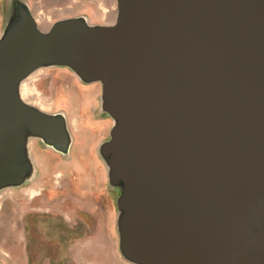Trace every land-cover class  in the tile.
<instances>
[{"label": "water", "instance_id": "water-1", "mask_svg": "<svg viewBox=\"0 0 264 264\" xmlns=\"http://www.w3.org/2000/svg\"><path fill=\"white\" fill-rule=\"evenodd\" d=\"M112 22L0 39V187L29 171L26 138L64 146V117L20 81L59 63L102 84L103 145L123 183L121 249L144 264H264V0H116Z\"/></svg>", "mask_w": 264, "mask_h": 264}, {"label": "rangeland", "instance_id": "rangeland-1", "mask_svg": "<svg viewBox=\"0 0 264 264\" xmlns=\"http://www.w3.org/2000/svg\"><path fill=\"white\" fill-rule=\"evenodd\" d=\"M22 9L42 29L75 16L109 23L117 11L116 0H0V39ZM19 93L61 114L68 134L61 147L29 134V171L0 187V264H144L121 249L123 183L103 151L116 119L103 107L101 81L46 63L20 81Z\"/></svg>", "mask_w": 264, "mask_h": 264}]
</instances>
